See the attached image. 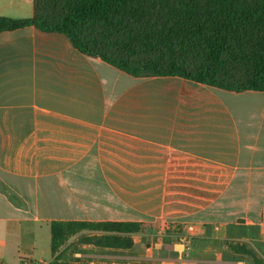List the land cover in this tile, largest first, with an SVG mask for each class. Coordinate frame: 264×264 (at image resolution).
Segmentation results:
<instances>
[{
  "label": "crops",
  "instance_id": "obj_1",
  "mask_svg": "<svg viewBox=\"0 0 264 264\" xmlns=\"http://www.w3.org/2000/svg\"><path fill=\"white\" fill-rule=\"evenodd\" d=\"M34 14L0 0V18ZM52 222L141 225L129 249L83 244L89 264H256L231 243L264 264V93L138 78L34 26L0 33V264L50 260Z\"/></svg>",
  "mask_w": 264,
  "mask_h": 264
},
{
  "label": "trees",
  "instance_id": "obj_2",
  "mask_svg": "<svg viewBox=\"0 0 264 264\" xmlns=\"http://www.w3.org/2000/svg\"><path fill=\"white\" fill-rule=\"evenodd\" d=\"M34 11L30 19L0 18V33L34 26L138 78L264 93V0H34ZM84 230L101 234L83 244L129 249L141 225L52 222V255ZM59 258L52 264H66Z\"/></svg>",
  "mask_w": 264,
  "mask_h": 264
},
{
  "label": "rangeland",
  "instance_id": "obj_3",
  "mask_svg": "<svg viewBox=\"0 0 264 264\" xmlns=\"http://www.w3.org/2000/svg\"><path fill=\"white\" fill-rule=\"evenodd\" d=\"M148 232L150 233V236L148 238H150L148 241H145L146 245H150L151 242H158L159 238L155 236V234L157 233V231L159 230L156 227H146ZM94 232L93 230H84L82 232H80L79 234H77L76 236H74L73 238H71L69 240V242L61 249V251L57 254V255H52V258L49 260L50 258V247L48 246L46 249H40L39 251V258H44V260L46 261H37V260H33V259H25L27 261L28 264H52L55 261V258L60 256V263H66V264H89V260H86L85 258H82L80 256H77L76 254H80V253H87L88 250L83 249V243H82V239L86 238L90 233ZM231 247L235 248L238 247L239 249H243L245 251H250L248 249L245 248V246H240V244H233L231 243ZM251 252V251H250ZM106 253V252H104ZM113 252L109 251V254H111ZM253 253V252H252ZM252 256V255H250ZM256 255L253 253V257H255ZM100 262H103V264H108L109 259H107L106 257L104 258H99ZM11 264V261L9 262ZM22 264V261H21Z\"/></svg>",
  "mask_w": 264,
  "mask_h": 264
},
{
  "label": "built area",
  "instance_id": "obj_4",
  "mask_svg": "<svg viewBox=\"0 0 264 264\" xmlns=\"http://www.w3.org/2000/svg\"><path fill=\"white\" fill-rule=\"evenodd\" d=\"M179 245H181L184 251H190L193 245L192 237L185 235L179 238ZM22 264H28L26 260L22 261Z\"/></svg>",
  "mask_w": 264,
  "mask_h": 264
}]
</instances>
